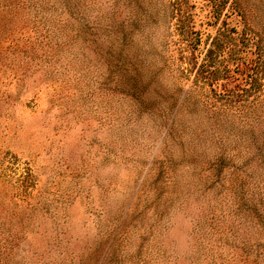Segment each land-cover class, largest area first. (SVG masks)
<instances>
[{"label": "rangeland", "instance_id": "1", "mask_svg": "<svg viewBox=\"0 0 264 264\" xmlns=\"http://www.w3.org/2000/svg\"><path fill=\"white\" fill-rule=\"evenodd\" d=\"M0 264H264V0H0Z\"/></svg>", "mask_w": 264, "mask_h": 264}, {"label": "trees", "instance_id": "2", "mask_svg": "<svg viewBox=\"0 0 264 264\" xmlns=\"http://www.w3.org/2000/svg\"><path fill=\"white\" fill-rule=\"evenodd\" d=\"M233 2H231V4H232ZM232 8L234 9V7H233V4H232ZM233 9H232V11H233ZM216 13H218L217 11H216ZM212 18H214V19H216V18H218V16L217 15H215V13H213L212 15ZM231 30H233V29H231V28H228L227 27V24L225 23V22H222V27L219 29V34H221V35H223V36H226L227 35V32L228 31H231ZM245 38V40H250V37H244ZM207 63H209V62H207ZM207 67V64L205 63V67L203 66L202 68H201V72H203L204 74H207L208 73V67ZM205 69V70H204ZM235 70H238V69H235Z\"/></svg>", "mask_w": 264, "mask_h": 264}]
</instances>
